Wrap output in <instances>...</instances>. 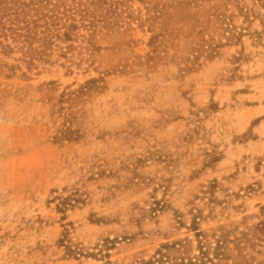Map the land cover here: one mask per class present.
Instances as JSON below:
<instances>
[{
    "label": "rangeland",
    "instance_id": "1",
    "mask_svg": "<svg viewBox=\"0 0 264 264\" xmlns=\"http://www.w3.org/2000/svg\"><path fill=\"white\" fill-rule=\"evenodd\" d=\"M158 1L172 33L156 53L135 29L106 37L88 70L8 59L20 69L0 73V264H104L87 255L108 240L120 264H264L261 23L233 44L211 33L217 55L197 56L208 4Z\"/></svg>",
    "mask_w": 264,
    "mask_h": 264
},
{
    "label": "trees",
    "instance_id": "2",
    "mask_svg": "<svg viewBox=\"0 0 264 264\" xmlns=\"http://www.w3.org/2000/svg\"><path fill=\"white\" fill-rule=\"evenodd\" d=\"M158 0H0V73L9 69L7 76L14 74L12 67L20 69L19 65H10L8 59L23 63L32 70L37 63L57 64L68 67H94L96 55L103 49L102 43L106 37L117 33H129L141 29L151 33L148 45L152 53L168 47L169 40L165 35H171L168 27L169 17L165 8ZM208 4L207 10L196 22L201 25L196 31L199 37L194 50L197 56L206 53L215 57L218 53L213 44L215 33L223 35L226 44L241 42L246 33L262 35L253 27L255 21H260L264 31V0H200ZM144 7L134 9V4ZM195 3V2H193ZM198 5L195 4V7ZM201 18V19H200ZM242 22L239 23V20ZM203 20V23L201 22ZM134 24L137 27H134ZM207 36V38L205 37ZM223 45V44H222ZM14 54H20L14 57ZM27 76L26 73H22ZM103 78H92L79 90L70 92L76 98L93 90V85ZM70 133L65 139L78 140L71 136L67 127L63 134ZM59 139L63 137L59 136ZM60 200L56 208L66 212L77 202L76 193L69 196L55 197ZM68 228L65 232L68 233ZM108 240V239H107ZM109 241V240H108ZM105 250L88 253V257L101 255L104 264L114 263ZM112 242V241H109ZM65 247L68 256L77 257L82 253L72 247L68 235L59 240ZM70 243V244H69ZM106 251V253H104ZM150 262V261H149ZM134 264H149L148 262Z\"/></svg>",
    "mask_w": 264,
    "mask_h": 264
}]
</instances>
